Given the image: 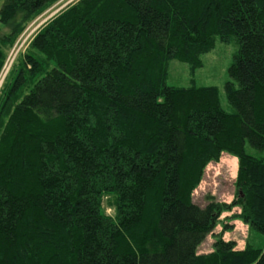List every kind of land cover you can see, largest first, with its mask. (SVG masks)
Masks as SVG:
<instances>
[{"label":"trees","instance_id":"obj_1","mask_svg":"<svg viewBox=\"0 0 264 264\" xmlns=\"http://www.w3.org/2000/svg\"><path fill=\"white\" fill-rule=\"evenodd\" d=\"M55 1L5 0L1 42ZM232 35L234 113L215 86L167 85L168 60L201 67ZM18 63L0 94V264H264V248L223 239L199 254L220 210L193 201L229 152L242 218L264 235V157L246 150L264 151V0H78Z\"/></svg>","mask_w":264,"mask_h":264},{"label":"rangeland","instance_id":"obj_2","mask_svg":"<svg viewBox=\"0 0 264 264\" xmlns=\"http://www.w3.org/2000/svg\"><path fill=\"white\" fill-rule=\"evenodd\" d=\"M78 0H57L33 14L26 21H18L19 35L12 47L3 44L1 39L10 34V27L2 23L1 11L5 0H0V44L6 53V61L0 71V94L8 76L28 50L32 39L52 18ZM239 50V41L232 35L228 38L218 36L212 49L202 53V66L191 67L179 60H168L165 80L167 85L175 87L215 86L218 88L221 106L229 113L236 111L230 104L225 92V84L231 80L230 68ZM19 65V63H18ZM248 153L264 157V151L246 145ZM239 159L237 156L222 152L218 159L211 160L204 168L199 184L193 191V201L202 207L209 201L219 206V214L213 231L198 248L199 254H208L215 250L218 240L233 242L236 249L247 247L264 248V235L255 230L242 218V207L237 203ZM114 195H104L101 211L107 219L116 223L118 212Z\"/></svg>","mask_w":264,"mask_h":264}]
</instances>
